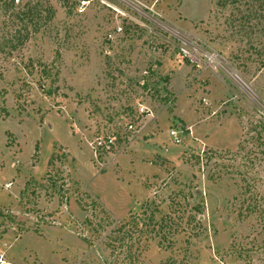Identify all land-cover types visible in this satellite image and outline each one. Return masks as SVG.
Returning <instances> with one entry per match:
<instances>
[{
	"label": "rangeland",
	"instance_id": "374dc122",
	"mask_svg": "<svg viewBox=\"0 0 264 264\" xmlns=\"http://www.w3.org/2000/svg\"><path fill=\"white\" fill-rule=\"evenodd\" d=\"M0 264H264V0H0Z\"/></svg>",
	"mask_w": 264,
	"mask_h": 264
},
{
	"label": "built area",
	"instance_id": "2783aa9c",
	"mask_svg": "<svg viewBox=\"0 0 264 264\" xmlns=\"http://www.w3.org/2000/svg\"><path fill=\"white\" fill-rule=\"evenodd\" d=\"M183 52L187 55H190V51L187 49H183ZM129 127L130 129H132L134 128V125L130 124ZM171 135H172L173 140L176 143L181 142V137H180L178 129H173L171 131ZM115 141H116V138L113 134H107V135L96 137V139H94V141L92 142V146L95 149L96 155L98 152L100 153V155L102 153L103 154L112 153L114 146H115Z\"/></svg>",
	"mask_w": 264,
	"mask_h": 264
}]
</instances>
